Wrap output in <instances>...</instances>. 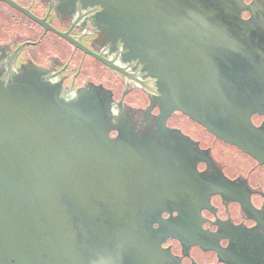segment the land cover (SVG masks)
<instances>
[{
    "label": "water",
    "instance_id": "obj_1",
    "mask_svg": "<svg viewBox=\"0 0 264 264\" xmlns=\"http://www.w3.org/2000/svg\"><path fill=\"white\" fill-rule=\"evenodd\" d=\"M242 0H59L114 43L163 115L232 139L264 106V37ZM264 48V47H263ZM0 73V264H158L168 160L108 136L95 90L68 97L26 68Z\"/></svg>",
    "mask_w": 264,
    "mask_h": 264
},
{
    "label": "flooded vegetation",
    "instance_id": "obj_2",
    "mask_svg": "<svg viewBox=\"0 0 264 264\" xmlns=\"http://www.w3.org/2000/svg\"><path fill=\"white\" fill-rule=\"evenodd\" d=\"M239 13L255 18L264 37V0H242ZM81 14L59 0H0V73L35 69L68 97L98 91L111 140L165 155L167 181L152 224L163 230L158 264H264V106L234 141L180 111L163 115L106 64L123 66L109 36Z\"/></svg>",
    "mask_w": 264,
    "mask_h": 264
}]
</instances>
